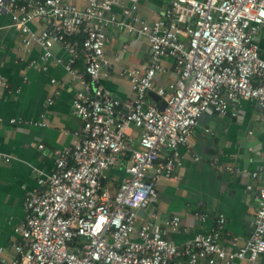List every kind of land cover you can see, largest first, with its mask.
Instances as JSON below:
<instances>
[{
	"label": "built area",
	"instance_id": "built-area-1",
	"mask_svg": "<svg viewBox=\"0 0 264 264\" xmlns=\"http://www.w3.org/2000/svg\"><path fill=\"white\" fill-rule=\"evenodd\" d=\"M138 1L124 7V19H118L112 12L114 0H85L83 8L68 0H0V15L10 16L22 44L28 48L37 42L41 60L47 61L53 44L61 42L68 58L57 61L85 85L72 99V112L83 119L79 138L73 147L54 151L52 173L39 179L44 186L26 197L27 214L15 229L20 240L12 245L14 257L8 264H261L264 186L258 189L252 232L235 250L219 242L222 214L208 233L195 234L183 247L137 221L138 210L157 200L159 177L170 178L181 166L178 148L187 143L203 113L237 116L238 104L253 99L264 117V49L259 45L264 0H172L165 16L150 23L138 15ZM33 20L44 24L38 34L30 27ZM106 25L145 35L150 49L147 66L127 71L134 105L119 118V101L105 97L100 84L109 65ZM78 57L85 76L77 67ZM166 57L174 60L176 78L163 87L154 78ZM151 94L157 100L149 103ZM21 122L8 119L10 124ZM129 125L139 129L136 146L125 132ZM162 149L168 155L157 162ZM124 152L130 153L126 174L111 191L103 184L104 171ZM196 215L205 219L201 212ZM166 224L177 227L179 217ZM3 251L0 247V257Z\"/></svg>",
	"mask_w": 264,
	"mask_h": 264
},
{
	"label": "crops",
	"instance_id": "crops-1",
	"mask_svg": "<svg viewBox=\"0 0 264 264\" xmlns=\"http://www.w3.org/2000/svg\"><path fill=\"white\" fill-rule=\"evenodd\" d=\"M68 1L81 8L85 5V0ZM132 1L114 0L112 12L124 19L122 9ZM171 2L139 0L138 15L150 23L164 17ZM30 27L38 34L44 24L33 20ZM105 31L104 53L109 65L100 84L105 97L119 101L115 109L119 118L134 105L127 71L147 66L150 49L145 35L136 31L114 25H106ZM0 45V74L5 80L0 85V116L4 119L0 124V247L4 249L0 264H8L14 257L12 245L20 240L15 229L27 214L26 197L44 186L39 179L45 181L52 173L54 151L73 147L79 138L83 119L72 112V99L85 85L57 61L68 58L61 42H55L52 56L42 61L40 45L33 42L26 48L7 13L0 15ZM259 45L264 49V35ZM77 67L85 76L82 58ZM175 78L174 60L166 57L155 84L164 87ZM149 96V103L157 100ZM49 97L51 103L47 102ZM259 110L256 101L247 99L238 104L237 116L203 113L187 143L178 148L181 166L170 178L159 177L157 200L138 210L137 224L147 222L173 244L183 247L195 234L208 233L222 214L225 224L220 244L234 250L243 246L253 229L258 189L264 186V125L260 124L264 117ZM12 117L22 122L8 123ZM39 121L46 125L33 124ZM254 130L259 131L257 135ZM125 132L136 146L139 129L129 125ZM167 155L168 151L162 149L157 162ZM129 156V152L118 154L117 163L104 171L103 184L111 191L125 176ZM254 172L258 176H253ZM198 212L205 214L204 220L197 218ZM175 215L179 217L178 226L168 227L166 221Z\"/></svg>",
	"mask_w": 264,
	"mask_h": 264
},
{
	"label": "water",
	"instance_id": "water-1",
	"mask_svg": "<svg viewBox=\"0 0 264 264\" xmlns=\"http://www.w3.org/2000/svg\"><path fill=\"white\" fill-rule=\"evenodd\" d=\"M151 95H152L154 98L157 99V95H154V94H151ZM164 105H165V103H164V102H161V103H160V108H163ZM260 124H261V125H264V119H263V121H262ZM261 125H260V126H261ZM258 132H259L258 130H256V131L254 130V131H253V134H256V135H257ZM261 264H264V254H263V257H262Z\"/></svg>",
	"mask_w": 264,
	"mask_h": 264
},
{
	"label": "trees",
	"instance_id": "trees-1",
	"mask_svg": "<svg viewBox=\"0 0 264 264\" xmlns=\"http://www.w3.org/2000/svg\"><path fill=\"white\" fill-rule=\"evenodd\" d=\"M70 39H72L73 37H69ZM76 39H78V36L76 37Z\"/></svg>",
	"mask_w": 264,
	"mask_h": 264
}]
</instances>
